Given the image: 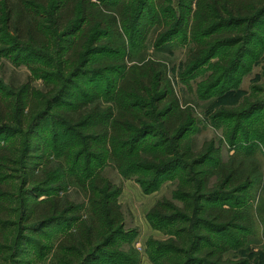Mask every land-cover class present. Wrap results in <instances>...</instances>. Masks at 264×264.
Here are the masks:
<instances>
[{
	"label": "rangeland",
	"instance_id": "rangeland-1",
	"mask_svg": "<svg viewBox=\"0 0 264 264\" xmlns=\"http://www.w3.org/2000/svg\"><path fill=\"white\" fill-rule=\"evenodd\" d=\"M125 1L132 5L135 19V23L117 28L125 46L116 47L117 52L92 55L94 63L87 65V71L93 65L101 69L98 61L107 58L120 59L128 67L154 61L164 70L181 107L189 110L193 124L183 135L182 147L189 151L185 164L170 169L148 191L140 175L125 178L107 158L91 161L90 166L121 188L119 203L125 224L102 250L106 255L90 264H108L112 257H121L123 264H264V0L255 3L251 18L244 17L247 22L223 28L212 58L196 66L188 64L194 49L189 34L196 9L192 0H165L169 11L160 8L156 0ZM149 12L150 20L145 18ZM140 15L143 18L136 23ZM174 16L183 19V26L175 23L180 31L164 40L162 32ZM157 17L167 25H158ZM3 39L1 45L11 50L0 53V79L6 90L18 95L28 85L52 99L45 118H37L46 108L40 102L30 124L14 121L9 124L10 134L0 136V146H11L8 154L18 153L0 182V191H4L0 194V264H74V259L57 250V242L76 228L79 213H63L62 219L39 226L36 215L27 210L59 195L81 214L87 213L88 200L78 184L39 193L43 185L39 176L44 180L57 175L59 180L70 170L75 175L71 160L64 161L72 133L56 120L62 110L69 109L67 101H73L67 96L57 99L61 58L56 54H50L51 58L30 56V48L5 35ZM111 39H116L114 32L103 36L101 43ZM126 69H104L100 76L85 74L74 82L91 97L101 95L96 104L105 108L110 105L105 97H111ZM78 94L77 99H82ZM29 112L26 108L24 113ZM84 165L85 156L74 165L82 178L86 175ZM57 170L62 172L56 174ZM231 170L235 171L232 179ZM163 202L174 207L168 211L170 220H152L151 212ZM238 214L246 219L247 229L226 222ZM173 217L178 218L171 222ZM176 243L182 253L172 252ZM223 248L226 251L220 261Z\"/></svg>",
	"mask_w": 264,
	"mask_h": 264
},
{
	"label": "trees",
	"instance_id": "trees-1",
	"mask_svg": "<svg viewBox=\"0 0 264 264\" xmlns=\"http://www.w3.org/2000/svg\"><path fill=\"white\" fill-rule=\"evenodd\" d=\"M164 1L159 0L157 3L156 0V4L169 11ZM261 1L263 0H192L196 9L189 25V34L194 49L188 64L196 66L212 58L217 48L214 43L220 38L223 28L247 22L244 17L246 20L251 18L257 9L255 3ZM151 17L150 12L145 16L149 20ZM141 18L142 15L136 23ZM238 19L240 22H237ZM157 22L158 25L163 24V27L167 25L161 17H157ZM177 22L183 26V19L172 17L171 24L162 32L164 40L180 31L178 27H174ZM128 23H135L134 10L125 0H0V53L11 52L1 45L5 35L26 49L30 48V56L51 58L50 54L59 55L62 65L58 66L59 81L55 86L60 90L57 99L67 96L73 100L67 101L71 113L62 110L61 116L56 120L66 132L72 133V140L64 156L65 163L71 160L72 164L78 165L81 157L85 156L86 175L83 178L78 176V166L73 165L74 176L70 173L71 170L59 180L56 179L59 178L57 175L44 180L39 176V183L43 184L39 187V193H49L55 189L61 191L65 186L78 184L88 200L87 213L81 214V210L69 203L66 197L59 195L47 197L27 210H30L31 216L32 213L36 215L35 221L39 226L56 222L57 218L62 219L63 213H79L76 216V228L66 232L57 242V250L65 253L70 260L74 259V264H90L105 256L106 253L102 250L125 224L119 203L121 188L115 186L100 170L90 166L92 160L107 158L125 178L140 175V179L143 177V184L148 185V191L170 169L185 164V158L189 154L182 143L184 133L193 124V118L188 109L181 107L180 99L160 65L147 61L128 67L120 59L114 61L107 58L98 61L101 69L94 68L93 65L92 70L87 71V65L94 63L92 55L117 52L116 47L125 46L117 28L119 24ZM110 32H114L116 39L101 43V38ZM166 32L169 33L165 35ZM214 33L217 36L210 37ZM122 66L127 68L126 72L116 84L111 97H105L110 103L105 108L96 104L101 95L94 94L91 97L87 90L83 91L74 82L85 74L89 78L96 76L95 72L100 76V70L117 71ZM78 93L83 95L82 99H77L80 97ZM51 99L49 95L28 85L20 94L14 95L6 90L0 79V136L10 134L12 126L9 124L14 121L20 125L25 122L30 124V118L37 114L40 102L46 108L40 111L37 118H45ZM26 108L30 112L25 115ZM25 116L28 117L26 120L23 119ZM34 132L35 130L31 132L32 136ZM10 147L0 146V182L7 177L6 172L11 162L18 156V153L8 154ZM30 148L31 145L26 149ZM60 172L62 171L57 170L56 174ZM234 172L231 170L228 173L231 179L235 176ZM1 193L4 194V191H0ZM169 209H174L170 202L160 203L151 212L150 218L157 222L170 220ZM177 218L173 217L171 222ZM226 222L246 229L249 227L246 219L239 214L226 219ZM175 242L187 244L186 241ZM177 243L172 252L179 254L182 253V247H178ZM225 251L223 248L220 252V261ZM122 261L121 257H112L110 262H106L123 264Z\"/></svg>",
	"mask_w": 264,
	"mask_h": 264
}]
</instances>
